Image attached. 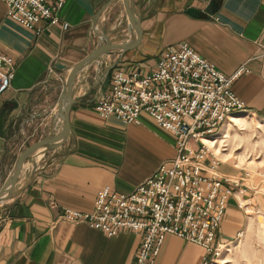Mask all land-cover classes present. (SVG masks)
<instances>
[{"label": "crops", "instance_id": "obj_1", "mask_svg": "<svg viewBox=\"0 0 264 264\" xmlns=\"http://www.w3.org/2000/svg\"><path fill=\"white\" fill-rule=\"evenodd\" d=\"M130 2L139 40L129 48L103 52L76 71L69 91L66 135L50 147H40L36 158L31 151L0 198V264L131 263L140 232L120 228L106 234L64 216L65 209L89 211L103 185L115 192L129 191L175 152L173 134L145 111L138 112L136 122L97 114L94 102L107 89L112 70L147 71L163 47L185 42L225 75L240 67L230 82L242 103L240 111L264 120V0H213L214 6L210 0ZM55 15L57 22L39 19L25 27L6 15L0 0V52L14 62L9 87L0 93V185L10 171L5 158L12 153L16 133L27 129L34 134L31 141L60 128L55 106L61 85L39 100L43 82H60L69 67L101 41L100 32L111 42L134 36L122 0H62ZM120 22L124 31L117 35L112 31ZM40 108L47 115L40 116ZM202 162L210 165L208 157ZM211 169L236 182H222L228 194L214 244L242 233L248 206L258 210L264 204L248 178L241 176V168L220 159ZM212 254L166 233L151 264H213Z\"/></svg>", "mask_w": 264, "mask_h": 264}, {"label": "built area", "instance_id": "obj_2", "mask_svg": "<svg viewBox=\"0 0 264 264\" xmlns=\"http://www.w3.org/2000/svg\"><path fill=\"white\" fill-rule=\"evenodd\" d=\"M3 1L6 15L31 27L39 19L57 22L55 9L62 0ZM239 70L223 74L185 42L163 47L147 71L112 70L107 89L94 102L97 114L136 122L138 112L145 111L173 134L175 152L129 191L115 192L103 185L89 211L65 209L64 216L106 234L120 228L140 232L130 264H151L166 233L216 253L222 243L212 244V240L228 194L222 182H236L211 169L220 158L203 140L216 138L217 143L224 136L215 134L227 114L242 109L230 88ZM13 72L12 58L0 52V93L9 87ZM218 147H225L224 140ZM204 157L209 158L210 165L203 164Z\"/></svg>", "mask_w": 264, "mask_h": 264}, {"label": "rangeland", "instance_id": "obj_3", "mask_svg": "<svg viewBox=\"0 0 264 264\" xmlns=\"http://www.w3.org/2000/svg\"><path fill=\"white\" fill-rule=\"evenodd\" d=\"M123 31V23L120 22L116 24V28L112 32L118 35ZM102 69L103 67H100L97 73L99 74ZM64 78L62 76L60 82L56 79H48L43 82L44 88L40 90V94L38 93L37 99L48 98L49 91L53 88L55 89L58 84L61 85V89ZM38 111L41 112L40 116L44 117L47 115L45 108H40ZM234 112L229 114L227 118L229 116L235 117L236 115L237 121L233 122L229 127V135L224 140L225 147L220 150H222L221 152L232 151L238 155L237 159L227 158L225 161L234 164L237 168H241V176L248 178V182L253 185L256 198L264 204V120L249 112L240 110ZM222 127L223 125L220 129ZM40 128L41 125L37 127V130ZM33 137L34 134H28L27 129L23 130V133H16V137L13 139L14 144H11L12 151L10 152L12 153L5 158L7 167L10 165V169L12 168L16 156L14 153L19 147L20 151L26 144L33 141H30ZM220 140L218 139V142L215 143L216 147L220 145ZM215 155L223 160L217 153ZM256 209L248 206L247 213H249V217L247 218V223L240 231L242 233L216 247V253L212 254L213 264H264V209H262L261 205L258 209L261 212ZM222 260L223 263H221Z\"/></svg>", "mask_w": 264, "mask_h": 264}, {"label": "water", "instance_id": "obj_4", "mask_svg": "<svg viewBox=\"0 0 264 264\" xmlns=\"http://www.w3.org/2000/svg\"><path fill=\"white\" fill-rule=\"evenodd\" d=\"M122 4L127 20L134 30L133 38L126 41L111 42L108 40L104 33L100 32L99 34L102 38L101 41L94 45L82 58L75 61L69 67L56 101V112L61 119V125L59 130L55 134H48L29 142L16 154L12 168L10 169L7 176L4 178L2 184L0 185V198L2 197L3 193H5L9 189L11 184L14 182L22 161L28 156V154L32 150H34L38 146L50 147L54 145L56 141H59L66 135L68 129L67 109L71 101L69 91L76 71L82 65L95 59L99 54L103 52H109L113 48L123 50L135 45L139 40L140 28L137 18L133 14L131 2L130 0H122ZM210 5L214 6L213 0H210ZM186 10L187 12H191L190 8ZM207 10L211 11L212 9L207 8Z\"/></svg>", "mask_w": 264, "mask_h": 264}, {"label": "bare ground", "instance_id": "obj_5", "mask_svg": "<svg viewBox=\"0 0 264 264\" xmlns=\"http://www.w3.org/2000/svg\"><path fill=\"white\" fill-rule=\"evenodd\" d=\"M130 28V27H129ZM231 113H235V112H231ZM231 113H228L227 114V116L229 115V114H231ZM227 116L225 117V119L227 118ZM235 117H236V115H235ZM235 117H233V116H229L226 120L224 119L223 120V122H222V124H221V126L223 125V127H222V129H220L221 128V126H220V130H218L217 131V133L215 134V135H217L218 136V138H221V136L223 135L224 137L220 140V141H222V140H225L226 139V137L229 135L228 134V129H229V127L232 125V123L233 122H236L237 121V118H235ZM242 117V116H241ZM225 121V122H224ZM224 123V124H223ZM216 138L215 139H213V140H211V138H204V142L207 144V146L209 147V148H211L212 150L211 151H213V153L215 152V153H217L218 155H220V157L223 159V160H225V159H227V158H234V159H237V157H238V155H236L235 153H233L232 151H228V152H221L222 150H220V148L217 146H215V142H216ZM40 147H42V146H38V147H36L35 149H34V152H33V156L36 158V156H37V152H38V150H39V148ZM33 151V150H32ZM214 153V154H215ZM220 245H222V244H219L218 246H220ZM221 263H223V260L221 261Z\"/></svg>", "mask_w": 264, "mask_h": 264}]
</instances>
